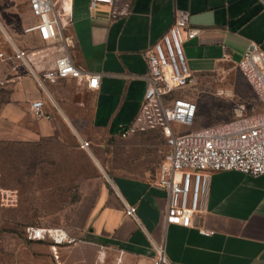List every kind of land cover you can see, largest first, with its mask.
Wrapping results in <instances>:
<instances>
[{"label":"crops","instance_id":"0c3cea01","mask_svg":"<svg viewBox=\"0 0 264 264\" xmlns=\"http://www.w3.org/2000/svg\"><path fill=\"white\" fill-rule=\"evenodd\" d=\"M124 3L127 13L112 17L107 6L90 10L88 0H72V58L86 72L100 75L98 90L85 98L76 81L64 80L47 83L45 95L31 78L13 79L2 88L8 99L0 104V144L66 145L76 137L93 144L97 163L103 145H110L109 182L89 204L81 228L110 260L154 264L160 248L168 264H264V175L212 174L205 211L193 226L167 224V194L155 183L166 152L163 136L158 131L119 136L146 92L143 54L173 24L177 11L187 12L189 27L200 31L183 43L189 70L199 76L222 63L237 66L250 43L264 52V2L120 0L116 9L122 11ZM4 66L9 73L11 64ZM35 99L44 102L49 119L28 114ZM71 154L40 150L24 157L57 162ZM51 161L48 166L55 168ZM128 206L135 207L136 218L125 214ZM201 229L213 234L202 235Z\"/></svg>","mask_w":264,"mask_h":264},{"label":"built area","instance_id":"2783aa9c","mask_svg":"<svg viewBox=\"0 0 264 264\" xmlns=\"http://www.w3.org/2000/svg\"><path fill=\"white\" fill-rule=\"evenodd\" d=\"M120 0H88L90 10L98 5L112 9V17L127 13L116 9ZM264 2V0H259ZM35 24L28 30L43 44L39 49L16 48L7 55L1 51L0 63H10V72L0 77V89L13 79L27 76L34 80L45 95V85L74 80L86 94L98 90L100 75L77 66L71 51L74 41L69 34L72 21V0H25ZM200 31L188 25V13L177 11L173 24L143 56L147 65L146 92L133 120L119 131L121 138L133 134L158 131L165 140L166 152L158 166L155 183L167 194L165 220L184 228L193 226L194 219L205 211L210 177L218 172H239L251 177L264 175V52L250 43L237 64V69L251 88L259 110L242 113L231 121L195 131L191 128L197 105L178 92L190 83L191 72L183 51L185 38ZM30 115L38 120L49 119L44 102L35 99L29 104ZM78 148L88 150L90 143L78 139ZM2 202L11 201V193L0 187ZM135 207H126L125 214L136 218ZM202 235L213 232L201 229ZM27 242L47 243L58 259V248L71 243L61 227L27 226L23 229ZM154 264H168L162 249H157Z\"/></svg>","mask_w":264,"mask_h":264},{"label":"rangeland","instance_id":"374dc122","mask_svg":"<svg viewBox=\"0 0 264 264\" xmlns=\"http://www.w3.org/2000/svg\"><path fill=\"white\" fill-rule=\"evenodd\" d=\"M34 24L25 0H0L1 51L9 55L16 48H41L43 44L28 31ZM1 64L0 77L7 71ZM212 68L199 76L191 72L190 83L178 92L198 108L194 125L183 132L231 121L241 108L245 115L259 110L251 88L236 66L222 63ZM4 91L0 90V104L8 99ZM80 92L87 97L84 91ZM94 148L91 144L88 150L79 149L76 137L66 145L0 144V187L11 193V201L7 203L1 201L0 195V264H110V261L119 264L81 231L89 204L100 187L109 182L106 173L111 147L103 145L100 163L92 158ZM40 150L72 154L57 162L24 157ZM49 161L55 168L48 166ZM27 226L61 227L67 231L71 243L59 247L55 259L47 243L24 239L23 229Z\"/></svg>","mask_w":264,"mask_h":264},{"label":"trees","instance_id":"16d2710c","mask_svg":"<svg viewBox=\"0 0 264 264\" xmlns=\"http://www.w3.org/2000/svg\"><path fill=\"white\" fill-rule=\"evenodd\" d=\"M39 244H42V243H40V242H38Z\"/></svg>","mask_w":264,"mask_h":264}]
</instances>
